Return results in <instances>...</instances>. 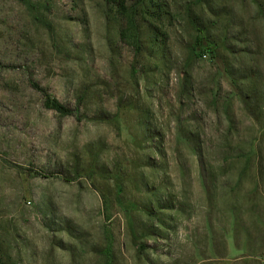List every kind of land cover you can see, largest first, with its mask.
Returning a JSON list of instances; mask_svg holds the SVG:
<instances>
[{
	"label": "rangeland",
	"instance_id": "374dc122",
	"mask_svg": "<svg viewBox=\"0 0 264 264\" xmlns=\"http://www.w3.org/2000/svg\"><path fill=\"white\" fill-rule=\"evenodd\" d=\"M0 264H264V0H0Z\"/></svg>",
	"mask_w": 264,
	"mask_h": 264
},
{
	"label": "trees",
	"instance_id": "16d2710c",
	"mask_svg": "<svg viewBox=\"0 0 264 264\" xmlns=\"http://www.w3.org/2000/svg\"><path fill=\"white\" fill-rule=\"evenodd\" d=\"M45 106L47 108H49L50 110H53V111H55L57 113H60V114H68L69 113V111L66 108L61 106L56 101H53V100H50V99H47L45 101Z\"/></svg>",
	"mask_w": 264,
	"mask_h": 264
}]
</instances>
